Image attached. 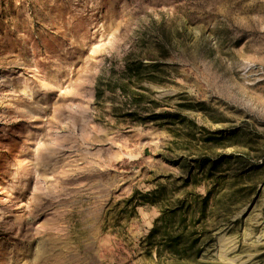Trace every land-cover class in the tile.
<instances>
[{
  "label": "rangeland",
  "instance_id": "obj_1",
  "mask_svg": "<svg viewBox=\"0 0 264 264\" xmlns=\"http://www.w3.org/2000/svg\"><path fill=\"white\" fill-rule=\"evenodd\" d=\"M0 264H264V0H0Z\"/></svg>",
  "mask_w": 264,
  "mask_h": 264
},
{
  "label": "trees",
  "instance_id": "obj_2",
  "mask_svg": "<svg viewBox=\"0 0 264 264\" xmlns=\"http://www.w3.org/2000/svg\"><path fill=\"white\" fill-rule=\"evenodd\" d=\"M209 200H210L209 196H205L203 198V201H202L203 209L209 204ZM160 219H165V216L164 215L161 216ZM167 226H168V223H167V221H165V225H164V227L166 228L165 232H168ZM156 228H157V226H156ZM182 237H183V233H181V232L180 233H174L173 235H171L167 239H165L166 240L165 245H167V247H169L172 251L179 253L180 251L178 248H179V243L181 242ZM196 242H197V239H194L193 241L190 242L189 246L191 248H193L195 246Z\"/></svg>",
  "mask_w": 264,
  "mask_h": 264
}]
</instances>
